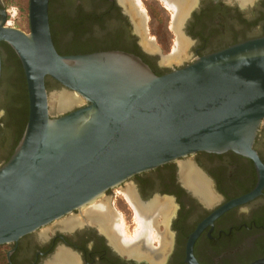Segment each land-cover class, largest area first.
<instances>
[{
  "label": "water",
  "instance_id": "95a60500",
  "mask_svg": "<svg viewBox=\"0 0 264 264\" xmlns=\"http://www.w3.org/2000/svg\"><path fill=\"white\" fill-rule=\"evenodd\" d=\"M48 4L29 0L27 33L0 18V43L20 61L28 98L24 132L0 167V245L85 208L136 174L196 152H233L251 159L258 175L251 193L211 219L260 193L264 166L253 147L264 123V36L157 76L126 52L58 54ZM46 79L59 88L48 91ZM59 95L71 96L73 105L59 110L53 100ZM195 234L190 264H197Z\"/></svg>",
  "mask_w": 264,
  "mask_h": 264
},
{
  "label": "flooded vegetation",
  "instance_id": "af4514ba",
  "mask_svg": "<svg viewBox=\"0 0 264 264\" xmlns=\"http://www.w3.org/2000/svg\"><path fill=\"white\" fill-rule=\"evenodd\" d=\"M123 1L49 0L50 33L58 54L126 52L160 76L196 58L264 36V0L244 5L237 0ZM7 14L5 0H0V18ZM2 43L0 91L13 86L11 61ZM180 45L182 52L175 62L172 58ZM5 65L8 68L3 70ZM7 102L6 97L0 98V167L21 138L16 119L8 115ZM253 148L264 166V123ZM185 163L193 164V172L209 186L214 203H205L184 182ZM257 179L249 158L233 152H196L108 190L97 203L107 204L114 222L106 219L100 224L85 214L86 209L73 211L16 242L0 245V264H190L188 243L195 233L191 255L197 264H264V184L254 198L211 219L223 205L251 193ZM130 193L135 206L129 201ZM152 202L164 206L161 214L156 212L154 223H140L136 207ZM92 204L86 208L92 209L96 203ZM70 219L73 225L66 227L63 222ZM126 224L131 230L143 224L144 232L139 230L144 236L136 241L135 230L128 233ZM151 224L153 233L146 230Z\"/></svg>",
  "mask_w": 264,
  "mask_h": 264
},
{
  "label": "bare ground",
  "instance_id": "6f19581e",
  "mask_svg": "<svg viewBox=\"0 0 264 264\" xmlns=\"http://www.w3.org/2000/svg\"><path fill=\"white\" fill-rule=\"evenodd\" d=\"M122 1V0H121ZM124 1H127V0H124ZM123 1V2H124ZM241 5H244V4H247L246 2H249L250 0H237ZM128 3V1H127ZM131 11V9L129 10ZM132 14V13H131ZM10 23L11 21H8L6 23V26L10 27ZM182 52V46L180 45L179 49L177 50V54H176V57H173L172 60H176L178 61V56L180 55L179 53ZM183 56V55H182ZM170 60V59H169ZM175 61V62H176ZM181 61V60H180ZM53 100L56 101L55 103V106L58 105L59 107V110H65L67 108H69L71 105H73L74 103V99L71 97V96H68V95H59V96H56ZM193 164L191 163H185L184 165H182V168H181V173H182V177L184 179V182L189 185L191 188H193L196 192V194L199 195V197H201V199L207 203V204H211V203H214L215 201V196L213 195V193L211 192V190L209 189V186L204 183L200 177L199 174L193 172L194 171V167L192 166ZM131 190V189H130ZM129 197V201L133 204V206H135L134 204L136 203V200L135 198L132 196V193L130 194H127ZM134 195V194H133ZM101 200V199H99ZM97 200V201H99ZM97 201H95L93 204H95L92 209L90 208H86V210H84V208L82 210H84L85 214L89 217H91L94 221L102 224L101 222L104 223V220H109L111 219L113 222L115 219H113V215L111 214V211L109 209V207H107V204H104V203H97ZM103 202V201H102ZM156 202H152L150 205H147V206H137L136 207V212L138 214V220L140 221V223H142V221H146V220H150L152 221V223H154V219L156 218V212H158L159 214H161L162 212V209L164 208V206H159L157 207V204H155ZM92 204V205H93ZM137 205V204H136ZM137 218V217H136ZM150 218V219H149ZM106 220V221H107ZM105 221V222H106ZM110 222V221H109ZM63 224L66 226V227H70L73 225V221L70 220H66L63 222ZM143 224H139L140 228H142ZM110 227H112L113 229V226L109 225ZM150 229H146V230H150L151 233H153V230H154V224H151V227H149ZM137 230L134 234V236L132 237H135L136 238V241H137V236H140V235H143L142 233H140V230ZM144 229V228H143ZM141 231H143L141 229ZM122 232H125V231H122ZM144 232V231H143ZM147 232V231H146ZM149 232V231H148ZM124 234V233H123ZM128 236V235H127ZM144 236V235H143ZM142 236V237H143ZM125 237V236H124ZM130 237V236H129ZM130 237V238H132ZM141 237V236H140ZM141 237V238H142ZM134 240V238H132ZM125 240V239H124ZM130 240L127 239L126 237V241H124L123 245L126 249L128 247H130L129 245V242ZM135 241V240H134ZM133 241V243H134ZM129 242V243H128Z\"/></svg>",
  "mask_w": 264,
  "mask_h": 264
},
{
  "label": "trees",
  "instance_id": "16d2710c",
  "mask_svg": "<svg viewBox=\"0 0 264 264\" xmlns=\"http://www.w3.org/2000/svg\"><path fill=\"white\" fill-rule=\"evenodd\" d=\"M48 17L51 30L53 21L50 17V14ZM2 50L6 53V59L11 61L10 67L12 69L13 77L11 83L13 86H11L9 89L1 90L0 98L6 97L8 99V115L16 119L19 128L18 132L19 134L21 133L22 136L28 119V98L25 77L20 61L18 60L14 51L6 43H2ZM7 68L8 65L3 66V70ZM45 87L48 91H51L53 89H58L59 85L51 79H46Z\"/></svg>",
  "mask_w": 264,
  "mask_h": 264
},
{
  "label": "rangeland",
  "instance_id": "374dc122",
  "mask_svg": "<svg viewBox=\"0 0 264 264\" xmlns=\"http://www.w3.org/2000/svg\"><path fill=\"white\" fill-rule=\"evenodd\" d=\"M28 2L29 0H5L6 8L8 10L7 20L11 21L10 27L17 28L23 32H29V21H28ZM138 7V6H137ZM11 15L13 17L11 18ZM8 22V21H7ZM153 36V33L150 34ZM176 51V50H175ZM85 209V208H84ZM134 218V216H133ZM126 229L128 233H133L135 230V225L132 226L133 229L128 228L126 224ZM137 231V227L135 232ZM134 232V234H135ZM134 236V235H133Z\"/></svg>",
  "mask_w": 264,
  "mask_h": 264
},
{
  "label": "built area",
  "instance_id": "2783aa9c",
  "mask_svg": "<svg viewBox=\"0 0 264 264\" xmlns=\"http://www.w3.org/2000/svg\"><path fill=\"white\" fill-rule=\"evenodd\" d=\"M9 14V13H8ZM8 16V15H7ZM13 17V15H11V18ZM7 20V19H6ZM7 21H9V20H7ZM7 21H6V23H7Z\"/></svg>",
  "mask_w": 264,
  "mask_h": 264
}]
</instances>
